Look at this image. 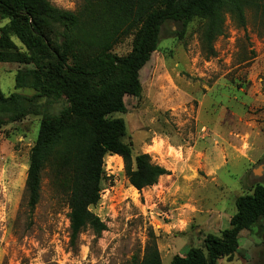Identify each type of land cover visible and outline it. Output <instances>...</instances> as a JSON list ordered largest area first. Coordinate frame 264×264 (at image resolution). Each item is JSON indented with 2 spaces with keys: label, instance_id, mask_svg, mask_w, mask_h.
Listing matches in <instances>:
<instances>
[{
  "label": "rangeland",
  "instance_id": "1",
  "mask_svg": "<svg viewBox=\"0 0 264 264\" xmlns=\"http://www.w3.org/2000/svg\"><path fill=\"white\" fill-rule=\"evenodd\" d=\"M48 1L70 12L83 3ZM6 23L0 20V27ZM203 28L198 19L184 28L165 23L140 71V96H125L126 112L113 115L126 124L123 142L132 157L146 153L170 174L137 191L122 159L106 156L100 200L90 208L106 226L98 236L87 228L70 242V173L55 162L44 167L39 201L28 211L25 179L41 115L10 121L12 106L0 104V264H139L152 236L162 264H170L189 247L203 249V236L228 227L224 213L234 214L235 199L264 186V15L246 7L242 27L225 14L212 57L202 49ZM131 42V35L123 37L112 52L126 55ZM30 67L1 63V92L32 98L33 91L15 89L14 82L17 70ZM64 106L60 100L45 110L56 114ZM217 264H264V217Z\"/></svg>",
  "mask_w": 264,
  "mask_h": 264
},
{
  "label": "trees",
  "instance_id": "2",
  "mask_svg": "<svg viewBox=\"0 0 264 264\" xmlns=\"http://www.w3.org/2000/svg\"><path fill=\"white\" fill-rule=\"evenodd\" d=\"M77 12L53 6L48 0H0V64L31 65L17 70L15 89L33 91L32 98L17 93L5 96L10 121L30 114L41 115L38 135L29 154L25 179L26 205L30 213L39 201L41 173L49 162L70 173L67 206L70 242L89 228L100 235L106 228L90 210L100 200L103 160L122 159L128 183L137 191L152 187L164 167L146 153L132 157L123 142L126 124L114 114H124V97H139L140 71L155 52L161 27L174 23L184 28L198 19L204 22L202 49L215 55L213 43L223 34L225 14L245 25V8L264 15L260 0H83ZM132 36L131 50L123 56L112 52L123 37ZM15 37L24 47L20 51ZM44 99V104L33 102ZM65 101L56 114L45 104ZM264 217V186L255 184L249 194L235 199V212L220 234H206L203 249L189 247L174 255L170 264H217L237 250L239 236ZM152 236V235H151ZM153 237V236H152ZM147 242L139 264H162L154 239Z\"/></svg>",
  "mask_w": 264,
  "mask_h": 264
},
{
  "label": "crops",
  "instance_id": "3",
  "mask_svg": "<svg viewBox=\"0 0 264 264\" xmlns=\"http://www.w3.org/2000/svg\"><path fill=\"white\" fill-rule=\"evenodd\" d=\"M232 215H233V214H232ZM232 215L227 216V215H225V213H224V216L226 217L225 220H226L228 223H229L230 217H231ZM207 220H208V219H207ZM207 222H208V221H207ZM210 223H214V222L212 221V222H210ZM207 226H208V225H207ZM207 226H206V227H207ZM216 226H217V225H215V227H212V226H211V228L208 229V231L211 230L212 228H216ZM208 228H209V227H208ZM199 231H201V230H199ZM199 231H198V232H199ZM206 232H207V231H206ZM203 237H204V236H203Z\"/></svg>",
  "mask_w": 264,
  "mask_h": 264
},
{
  "label": "water",
  "instance_id": "4",
  "mask_svg": "<svg viewBox=\"0 0 264 264\" xmlns=\"http://www.w3.org/2000/svg\"><path fill=\"white\" fill-rule=\"evenodd\" d=\"M263 166V165H262ZM260 167H261V165H259V166H257L255 169H254V171L252 172V176H255L256 174H258L259 173V169H260Z\"/></svg>",
  "mask_w": 264,
  "mask_h": 264
},
{
  "label": "bare ground",
  "instance_id": "5",
  "mask_svg": "<svg viewBox=\"0 0 264 264\" xmlns=\"http://www.w3.org/2000/svg\"><path fill=\"white\" fill-rule=\"evenodd\" d=\"M117 157H119V156H117ZM119 159H120V157H119Z\"/></svg>",
  "mask_w": 264,
  "mask_h": 264
}]
</instances>
